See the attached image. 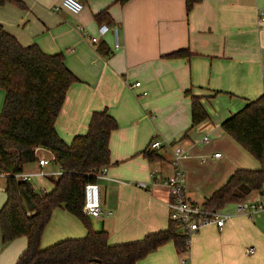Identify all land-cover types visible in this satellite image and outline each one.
I'll return each instance as SVG.
<instances>
[{"label":"crops","instance_id":"0c3cea01","mask_svg":"<svg viewBox=\"0 0 264 264\" xmlns=\"http://www.w3.org/2000/svg\"><path fill=\"white\" fill-rule=\"evenodd\" d=\"M21 1L22 8L11 2L0 5V24L22 46L35 44L47 54L61 53L76 77L55 121L58 135L69 143L86 131L91 112L102 109L116 123L109 135L105 177L96 180L101 210L110 214L88 216L94 230L107 232L110 244L138 240L168 226V190L152 173L161 179L171 174L175 146L187 154L180 160L185 196L199 203L234 170L259 168L220 123L264 92V0H200L188 12L184 0H80L83 8L77 14L63 7L53 11L58 0ZM104 8L110 17L98 23L94 14ZM102 24L109 30L92 44L88 36H97ZM113 25L118 27L116 50ZM100 42L108 53L98 50ZM178 49L190 55L166 56ZM187 90L201 97L207 113L194 126ZM3 95L0 89V107ZM152 140L160 141V147L151 148ZM145 151H154L158 158L149 160ZM216 152L220 156H214ZM41 155L51 154L44 150ZM37 168L36 163L23 166L25 171ZM57 168L50 162L41 169ZM31 184L37 191L52 188L47 177ZM4 201L2 183L0 207ZM221 210L228 214L223 226L199 229L184 252L168 240L135 264H180L182 258L188 264H264V208L239 213L233 202ZM84 234L80 220L59 206L52 211L40 246ZM25 246L24 236L0 243V264H14ZM249 247L252 252L247 254Z\"/></svg>","mask_w":264,"mask_h":264},{"label":"trees","instance_id":"16d2710c","mask_svg":"<svg viewBox=\"0 0 264 264\" xmlns=\"http://www.w3.org/2000/svg\"><path fill=\"white\" fill-rule=\"evenodd\" d=\"M128 0H114L123 4ZM200 0H184L188 12ZM24 7L21 0H0ZM107 8L94 14L98 23L109 19ZM108 53L106 44L97 46ZM178 49L167 57H185ZM76 77L66 68L61 53L47 54L35 44L22 46L0 24V172L5 201L0 207V243L26 238L25 249L14 264H135L138 259L168 240L179 252L186 250L179 225L168 219L164 230L148 233L134 241L110 244L105 230H94L82 212L84 186L96 182L95 174L110 162L108 141L116 127L106 109L91 112L87 129L66 143L57 133L55 121L66 91ZM190 99L191 126L207 118L201 97L186 91ZM220 128L248 151L259 168H239L227 181L201 203L206 209H221L227 203L243 201L253 192L264 191V92L248 100L220 123ZM47 149L53 163L61 169L57 177L48 176L52 188L37 191L30 181L12 176L23 166L35 162V147ZM149 160L158 158L145 151ZM63 207L80 220L85 234L65 238L41 247L40 240L52 211Z\"/></svg>","mask_w":264,"mask_h":264},{"label":"built area","instance_id":"2783aa9c","mask_svg":"<svg viewBox=\"0 0 264 264\" xmlns=\"http://www.w3.org/2000/svg\"><path fill=\"white\" fill-rule=\"evenodd\" d=\"M60 7H63L70 11L73 14L79 13L83 4L80 0H58V3L52 7L53 11H58ZM263 20V16L259 18ZM107 30H109L108 26L102 24L98 27V35L97 36H88L89 41L92 44L98 42V36L103 35ZM114 37L113 49L116 50L119 48L118 43V27L117 25H113L111 27ZM134 85H139V82H135ZM203 142L208 141L207 136H203ZM151 148H159L160 141L152 140L150 142ZM47 150L43 147H35V162L37 165V170L35 171H25L21 170L18 172H12V176L26 181H32L38 177H48L53 176L57 177L61 174V169L58 167L55 171L46 172L41 169L46 164L53 161L52 155L49 158L43 157L41 155V151ZM185 149L177 145L172 150V156L170 159V163L172 166V172L170 175L161 179L158 175L152 173L155 180H159L163 182L168 190L169 200L166 202V206L168 208V218L179 225L180 231L185 236V245L188 247L190 242V237L192 234L196 233L199 229L214 224L218 228H221L225 222V219L228 217V214L224 213L221 209H206L202 206L201 203L195 200H189L185 196V187H184V172L180 166V160L186 157ZM214 156H220L219 152L213 154ZM106 166H103L99 169V171L95 174L96 179L105 177ZM6 176V173L0 172V186L2 185L3 178ZM137 187L143 188L145 185L143 183H137ZM101 199H100V188L96 182H90L85 184L84 186V200L82 205V212L86 216L91 217H100V216H108L110 211H102L101 210ZM235 207L237 212L251 214L256 210L264 208V195L262 192L255 197L246 198L243 201L235 202ZM247 254L252 252V248L249 247L245 250ZM180 264H188V260L181 259Z\"/></svg>","mask_w":264,"mask_h":264},{"label":"rangeland","instance_id":"374dc122","mask_svg":"<svg viewBox=\"0 0 264 264\" xmlns=\"http://www.w3.org/2000/svg\"><path fill=\"white\" fill-rule=\"evenodd\" d=\"M250 156H252L248 151H246ZM253 157V156H252Z\"/></svg>","mask_w":264,"mask_h":264}]
</instances>
